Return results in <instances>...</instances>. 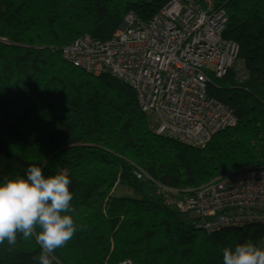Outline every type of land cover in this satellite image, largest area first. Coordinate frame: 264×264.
Masks as SVG:
<instances>
[{
  "label": "trees",
  "instance_id": "trees-1",
  "mask_svg": "<svg viewBox=\"0 0 264 264\" xmlns=\"http://www.w3.org/2000/svg\"><path fill=\"white\" fill-rule=\"evenodd\" d=\"M170 1L0 0V180L32 164L45 176L67 172L84 226L53 264H223L225 247L264 244L261 225L207 234L158 194L181 197L231 171L264 167V0H211L226 15L221 36L238 46L235 65L246 78H210L207 97L236 124L203 148L156 135L127 85L61 57L76 39L103 43L126 14L147 22ZM40 251L35 237H18L11 250L0 245V264H39Z\"/></svg>",
  "mask_w": 264,
  "mask_h": 264
},
{
  "label": "built area",
  "instance_id": "built-area-1",
  "mask_svg": "<svg viewBox=\"0 0 264 264\" xmlns=\"http://www.w3.org/2000/svg\"><path fill=\"white\" fill-rule=\"evenodd\" d=\"M226 21L211 0H171L147 22L126 14L117 33L103 43L89 36L76 39L61 57L88 75L107 74L127 85L140 111L154 122L156 135L203 148L236 124L226 107L207 97L210 78L221 79L228 71L238 82L246 78L235 65L238 46L222 39ZM158 191L166 195L165 204L207 234L264 227V167L232 171L181 197Z\"/></svg>",
  "mask_w": 264,
  "mask_h": 264
},
{
  "label": "clouds",
  "instance_id": "clouds-1",
  "mask_svg": "<svg viewBox=\"0 0 264 264\" xmlns=\"http://www.w3.org/2000/svg\"><path fill=\"white\" fill-rule=\"evenodd\" d=\"M67 172L45 176L43 169L29 165L24 175L0 180V245L11 250L18 241L35 237L39 264H53L54 253L64 248L83 225L75 220L73 193ZM223 264H264V247L237 243L222 251Z\"/></svg>",
  "mask_w": 264,
  "mask_h": 264
},
{
  "label": "rangeland",
  "instance_id": "rangeland-1",
  "mask_svg": "<svg viewBox=\"0 0 264 264\" xmlns=\"http://www.w3.org/2000/svg\"><path fill=\"white\" fill-rule=\"evenodd\" d=\"M72 66V65H71ZM75 68V67H74ZM76 69H78V68H76ZM79 70V69H78ZM81 71V70H80ZM83 72V71H82ZM85 73V72H84ZM88 75V74H87ZM90 76H92V75H90ZM93 77V76H92ZM219 133V132H218ZM262 167V166H261ZM239 170H241V169H239ZM235 171H238V170H235ZM232 172V171H231ZM230 173V172H229ZM228 174V173H227ZM120 191H123L124 190V187L122 186V185H119L118 187H117ZM125 194V192L124 193H122L121 195H124ZM128 194V193H127ZM158 194H160V193H158ZM129 195V194H128ZM161 196H162V194H161ZM163 197V196H162Z\"/></svg>",
  "mask_w": 264,
  "mask_h": 264
}]
</instances>
